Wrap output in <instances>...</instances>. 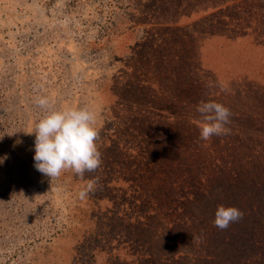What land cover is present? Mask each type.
<instances>
[{
  "label": "rangeland",
  "instance_id": "rangeland-1",
  "mask_svg": "<svg viewBox=\"0 0 264 264\" xmlns=\"http://www.w3.org/2000/svg\"><path fill=\"white\" fill-rule=\"evenodd\" d=\"M40 96L95 113L99 169L36 170ZM0 160V264H264V0H0Z\"/></svg>",
  "mask_w": 264,
  "mask_h": 264
},
{
  "label": "clouds",
  "instance_id": "clouds-1",
  "mask_svg": "<svg viewBox=\"0 0 264 264\" xmlns=\"http://www.w3.org/2000/svg\"><path fill=\"white\" fill-rule=\"evenodd\" d=\"M36 104L47 111L50 101L48 97L40 96L36 98ZM197 111L202 119L201 140L208 141L213 136L230 134L231 129L227 125L231 123L232 113L228 107L208 101L202 102ZM95 121V113L87 107L47 111L29 133L35 134L33 159L36 170L52 179L66 170H72L83 177L85 172L99 169L103 161L96 143L100 131L95 127ZM97 185L98 178L89 180L78 193L79 198H87L96 190ZM243 216L244 213L235 206L218 205L213 224L220 230H226Z\"/></svg>",
  "mask_w": 264,
  "mask_h": 264
}]
</instances>
